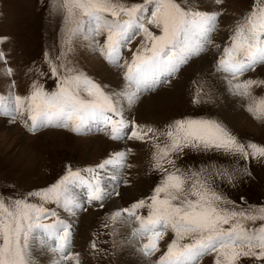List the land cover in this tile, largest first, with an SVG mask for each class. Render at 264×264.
I'll return each instance as SVG.
<instances>
[{
    "label": "snow or ice",
    "instance_id": "snow-or-ice-1",
    "mask_svg": "<svg viewBox=\"0 0 264 264\" xmlns=\"http://www.w3.org/2000/svg\"><path fill=\"white\" fill-rule=\"evenodd\" d=\"M213 2L224 4V0ZM52 6L65 22L61 57L48 58L49 72L57 78L58 86L49 92L34 82L27 96L0 95V116L10 118V122L22 121L33 133L48 127L77 134L95 130L116 141L152 144L151 167L160 173L159 182L149 196L116 209L108 220L114 225L134 224L131 235L140 241V251L147 257L160 252L161 241L171 233L156 264H200L207 255H213V264H245L246 260L264 264V206L241 207L217 191L216 176L230 180L227 173L181 169L174 159L185 149L264 159V146L240 140L214 119L185 118L164 129L140 125L126 119L121 103L134 104L141 94L163 86L193 57L215 46L212 35L223 13L200 10L191 0H52ZM137 36L141 39L131 60L122 64L123 51ZM79 37L90 41L109 63L125 69L128 91L114 98L71 66L67 54L72 40ZM99 37L104 38L103 43ZM5 39L0 38V42ZM219 52L215 71L232 95L247 102V111L264 120V97L253 94L255 88L264 87V80L243 78L264 65V0H253L232 29L229 43ZM0 60L7 63L2 50ZM12 72L11 67L5 69L7 75ZM193 83V104L209 102L204 86ZM129 152H116L95 167L69 168L55 184L29 194L40 198L37 203L0 197V264H32L30 238H38V230L46 237L43 243L53 241L51 251L59 257L55 264H81L79 253L71 251L69 225L60 219L43 223L57 216L45 205L55 203L69 212L83 210L85 202L103 207L106 200L119 195L115 189L109 190L105 177L129 167ZM111 178L116 180L117 176ZM70 186L84 190L83 201L70 194ZM141 209L146 214H141ZM91 247L97 249L95 240Z\"/></svg>",
    "mask_w": 264,
    "mask_h": 264
},
{
    "label": "rangeland",
    "instance_id": "rangeland-1",
    "mask_svg": "<svg viewBox=\"0 0 264 264\" xmlns=\"http://www.w3.org/2000/svg\"><path fill=\"white\" fill-rule=\"evenodd\" d=\"M129 2L139 3L140 0ZM252 3L253 0H224L222 6H217L213 0H191V5L200 10L223 13L217 31L212 35L213 43L219 46V50L229 43V36L236 22L247 14ZM0 38H6L0 42V50L7 56V63L0 60V95L7 96L11 93L27 96L34 82H38L49 92L56 90L58 81L49 72L48 58L61 57L65 46V22L63 15L54 10L52 0H0ZM98 39L103 43V37ZM140 39L137 36L123 51L122 64L131 60L132 51ZM215 46H210L207 52L193 57L163 86L141 94L130 106V112H125L126 119L156 129H164L173 121L185 118L214 119L240 140L264 146V120H258L248 112L247 102L241 97L232 95L229 91V97L224 94V100L221 90L216 93V81L221 75L215 71V63L220 54ZM71 49L67 54L71 66L90 77L106 93L117 98L116 85L110 81L108 74L112 70L113 75H117L116 80L119 78L125 82V69L109 63L83 37L74 38ZM208 56L213 61L212 66L201 68L202 59ZM7 67L12 68L11 75L5 73ZM243 78L264 80V65H258ZM194 81L204 86L210 97L209 102L193 104L196 90ZM126 83L128 84L127 81ZM253 94L264 97V87L255 88ZM150 97L156 98V110L144 116L137 108L144 98ZM162 97L167 98L161 100ZM230 98L237 99L244 116H227L225 112L228 111ZM118 148L123 151L130 150L126 161L129 167L112 172L111 175L117 176V179L113 180L110 175L105 177V183L109 190L115 189L119 195H113L110 200H106L103 207L99 203L89 205L85 202L83 210L74 212H69L55 203L46 204V207L57 212V216L46 219L43 223L60 219L69 225L71 251L79 253L81 264H129L124 253L128 245L126 236L131 233H126L124 227L128 226L132 231L135 225H114L108 217L116 209L129 207L134 201L149 196L159 182L160 173L151 167L152 144L130 139L116 141L103 131L95 130L77 134L69 129L48 127L33 133L22 121L10 122V118L0 116V197L26 199L37 203L40 198L29 195L30 193L55 184L66 175L69 168L75 170L99 165L114 153L121 152ZM174 159L181 169H208L216 173H227L230 180L222 175L216 176L214 186L217 191L241 207L264 206V159H245L223 152L188 149ZM70 194L84 200V190L79 186H70ZM114 199L113 205L111 203ZM139 212L146 214L145 209ZM37 237L30 238L32 246L29 247V253L31 250H51L54 246L51 240L42 242V239H46L42 230L37 231ZM170 239L171 233L161 241L160 252L147 258L151 264H156L166 251ZM93 240L97 243L96 250L91 247ZM135 243L139 247L140 241L135 239ZM54 254L58 260V255ZM30 256L32 264H45L38 262L35 255ZM213 259V255H207L200 260V264H213ZM245 264H252V261L246 260Z\"/></svg>",
    "mask_w": 264,
    "mask_h": 264
},
{
    "label": "bare ground",
    "instance_id": "bare-ground-1",
    "mask_svg": "<svg viewBox=\"0 0 264 264\" xmlns=\"http://www.w3.org/2000/svg\"><path fill=\"white\" fill-rule=\"evenodd\" d=\"M202 59V57H201ZM202 65L201 68H207L209 66H212L213 61L210 58V56L206 57L205 59H202ZM202 70V69H201ZM114 72H112V70H110L109 72V78L111 77V82H113L115 86V88L117 89V95L119 96V94L128 91V84L126 83V81L124 82L123 80L120 81V79L118 78V80H116L117 75H113ZM116 81H115V80ZM216 85L217 87H215L216 93L217 90H221V94H222V98L225 100L226 97H229V89H228V85L227 83L223 80V78L220 76L217 78L216 81ZM217 88V89H216ZM226 94V97L225 95ZM154 96V95H153ZM165 96V95H164ZM146 97V96H145ZM168 97V96H167ZM167 97H162L161 100L166 99ZM233 97V96H232ZM170 98V97H169ZM231 100H228L229 104H228V111L226 110V114L229 118H238L239 116L241 117L243 114V110L241 109L239 102H237V99L233 100L232 98H230ZM223 102V101H222ZM227 102V103H228ZM122 103H124L123 105L126 107H124L125 112L128 113L130 112V106L127 104L126 100L122 101ZM156 98L151 99L150 98H144V101H142L139 106H138V112H140L142 115L144 116H148L149 114H152L155 112L156 110ZM224 107V106H223ZM227 107V106H226ZM244 116V115H243ZM233 121V120H232ZM64 133V132H63ZM120 146V145H119ZM118 150H120L121 152L123 150H121L120 148H118ZM114 202V203H113ZM111 204H115V199L112 201ZM126 233H128V231L131 233L132 231L129 230L128 226L124 227ZM124 232V231H123ZM37 235V234H36ZM39 236V235H38ZM126 238H128V245L126 247V251L124 253V257L126 258V262H128L129 264H151L148 261V257H145L138 245L135 243V238L132 237V235H130L128 233V235L126 236ZM36 242V241H35ZM40 244V242H39ZM38 244V245H39ZM41 245V244H40ZM30 246H32V243L30 244ZM39 247V246H38ZM43 247V246H42ZM41 247V248H42ZM38 249V248H37ZM44 249V248H43ZM47 249V248H46ZM30 255H35V257L38 259V262H44L45 264H55V261H57V257H55V254L51 251V250H40L36 251V250H31Z\"/></svg>",
    "mask_w": 264,
    "mask_h": 264
}]
</instances>
